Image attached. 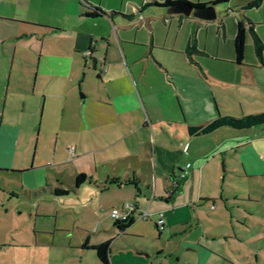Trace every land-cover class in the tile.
<instances>
[{
	"label": "crops",
	"instance_id": "crops-1",
	"mask_svg": "<svg viewBox=\"0 0 264 264\" xmlns=\"http://www.w3.org/2000/svg\"><path fill=\"white\" fill-rule=\"evenodd\" d=\"M154 1L163 0H0V60L5 62L0 72H9L6 82L0 79L1 85L4 93L12 81L22 89L13 93L20 105L4 100L0 107L1 149L5 151L21 128L19 122L2 120L4 114L36 115L38 133L43 121H56L51 126L56 136L51 161L33 160L17 172L24 175L30 192L79 199L84 194L83 224L79 220L72 224L80 231L74 244L94 254L82 244L90 247L105 241L97 237V202L92 207L97 187L114 198L110 210L132 205L133 221L121 232L109 211L113 233L152 234L153 229L159 233L155 225L159 211L164 214L160 232L180 227L185 233L191 230L195 199H207L188 191L210 158L220 152L226 159L236 145L254 155L258 150L264 153L260 134L264 124L187 133L189 126L238 108L264 107V49L258 58L248 31L251 28L264 44V14L257 15L264 0L255 7H247L251 0H226L212 5L215 18L208 20L168 13L151 4ZM86 3L102 13L84 16ZM240 20L246 34L243 60L237 63L233 39ZM191 43L195 50L187 49ZM23 66H33L35 77ZM14 67L24 72V80H12ZM38 80L39 85L46 82L42 94L35 92ZM37 96L39 102L34 101ZM247 129L248 136L243 131L237 142L227 138ZM56 153L60 156L55 160ZM61 163L67 164L65 177L53 168ZM87 165L91 170L87 179L75 185L74 177L86 175ZM99 165L108 172L97 175ZM48 169L55 174L51 182ZM181 171H186L184 177ZM53 188L66 193L54 195ZM143 210L148 212L145 219L138 217ZM86 212L96 219L87 221ZM61 227L69 230L66 224ZM108 240L109 264H164L158 244L116 246ZM0 246L12 245L9 241Z\"/></svg>",
	"mask_w": 264,
	"mask_h": 264
},
{
	"label": "rangeland",
	"instance_id": "rangeland-1",
	"mask_svg": "<svg viewBox=\"0 0 264 264\" xmlns=\"http://www.w3.org/2000/svg\"><path fill=\"white\" fill-rule=\"evenodd\" d=\"M263 9L257 15H263ZM1 63L5 62L0 60ZM23 67L35 77L33 66ZM8 73L0 72V79L6 82ZM23 73L19 67H14L12 80H24ZM1 83L0 80V107L4 100L7 105H20V100L13 97L15 91H22L17 87V82L12 81L6 93ZM45 84L39 85L38 80L36 94H42ZM40 100L41 96L34 98L35 102ZM263 108L251 107L243 111L238 108L221 116L241 117L260 113L264 111ZM37 119L36 115L28 112H19V115L6 113L2 118L19 122L21 128L5 145V151L0 145V245L9 241L12 245L0 246V264H102L93 252L83 251L81 245L74 244L80 231L72 224L76 220L83 224L84 213H81L80 203L85 201L84 194L79 199L72 194L62 197L36 190L30 192L25 187L24 175L17 172L21 170L18 169L20 166H31L33 160L37 163L39 159H52L50 152L56 136L51 132V126L56 121H43L38 133ZM243 131L248 136L250 130L247 129L232 132L227 138L231 143L237 142ZM260 134L264 135V132ZM58 140L61 143V136ZM241 148V145L231 147L226 159L218 152L200 170V177L197 176L196 184L188 193L201 194L200 198L207 199H195L189 232L184 233L182 228L173 227L168 229L170 232L159 230L157 233L153 229L152 234L131 230L125 231V234H115L111 230L113 220L109 217V204L114 202V198L107 192L100 193L97 187V198L92 201V207L97 202V237L111 239V244L116 246L158 244L163 248L159 258L164 264H264V153L258 150L254 155ZM59 156L56 153L55 160ZM74 165L72 163V167ZM56 167L65 177L67 164H57L53 168ZM98 169L97 175L108 172L106 166L99 165ZM46 171L48 181L55 180L53 171ZM90 171L87 165L86 177ZM211 198L212 201L209 200ZM35 209L37 213L33 211ZM85 215L87 221L96 219L95 216L88 217L87 212ZM99 221L101 223L98 225ZM64 224L69 226V230L61 227Z\"/></svg>",
	"mask_w": 264,
	"mask_h": 264
},
{
	"label": "trees",
	"instance_id": "trees-1",
	"mask_svg": "<svg viewBox=\"0 0 264 264\" xmlns=\"http://www.w3.org/2000/svg\"><path fill=\"white\" fill-rule=\"evenodd\" d=\"M226 0H212L208 3H189L186 1L182 0H163L161 2H156L154 1L151 4H154L155 6L158 7H163L167 8L170 5L176 4V3H188L192 7H202V6H207L209 5H215L218 3L225 2ZM262 0H251L247 3V7H255L258 6V4ZM85 10L83 12L84 16L87 17H96L99 16L102 11L94 6H91L89 4H84ZM252 41H253V46L256 55L258 58H261L262 51L264 49V44L261 42L257 34L250 28L248 29ZM245 34H246V29L244 27L243 21H238L237 22V27H236V33L233 39V48H234V53H235V61L237 63H240L243 60L244 56V47H245ZM187 49L190 50H195V46L193 43L189 44ZM264 124V111L256 114H249L245 115L242 117H235V116H230V115H218L217 117L213 118L212 120L208 121L205 124L201 125H196V126H189L187 128V133L189 135H199V134H204L208 133L218 127H230V128H235V129H241V128H248L252 126H257ZM87 179L86 175L84 173H78L74 177V183L75 185H79L82 182H84ZM176 186V185H175ZM52 193L54 195H63L66 193V190L61 189V188H53ZM133 219L130 217L127 221H116L114 220V226L117 228L119 232L124 231L131 223ZM158 230V229H157ZM83 248H91L94 250L95 255L97 259L102 262L103 264H109V240H105L103 242L97 243L95 245H92L88 247L85 243L82 244Z\"/></svg>",
	"mask_w": 264,
	"mask_h": 264
},
{
	"label": "water",
	"instance_id": "water-1",
	"mask_svg": "<svg viewBox=\"0 0 264 264\" xmlns=\"http://www.w3.org/2000/svg\"><path fill=\"white\" fill-rule=\"evenodd\" d=\"M168 13H181L183 15L192 14L193 16L202 19H213L215 18V13L213 6H202V7H192L190 4L182 2L170 5L167 7Z\"/></svg>",
	"mask_w": 264,
	"mask_h": 264
},
{
	"label": "built area",
	"instance_id": "built-area-1",
	"mask_svg": "<svg viewBox=\"0 0 264 264\" xmlns=\"http://www.w3.org/2000/svg\"><path fill=\"white\" fill-rule=\"evenodd\" d=\"M186 167H189V163L186 164ZM186 174V171H181L180 177H184ZM131 208L132 205H126L125 208H112L110 210V216L116 220V221H127L131 217ZM148 212L146 210H143L139 213V218H147ZM155 225L158 230L162 229L164 226V214L162 211L158 212V217L155 221Z\"/></svg>",
	"mask_w": 264,
	"mask_h": 264
}]
</instances>
